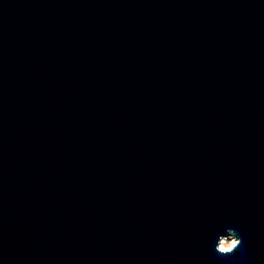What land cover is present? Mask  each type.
Segmentation results:
<instances>
[{"label": "water", "instance_id": "1", "mask_svg": "<svg viewBox=\"0 0 264 264\" xmlns=\"http://www.w3.org/2000/svg\"><path fill=\"white\" fill-rule=\"evenodd\" d=\"M0 264H264V0H0Z\"/></svg>", "mask_w": 264, "mask_h": 264}, {"label": "clouds", "instance_id": "2", "mask_svg": "<svg viewBox=\"0 0 264 264\" xmlns=\"http://www.w3.org/2000/svg\"><path fill=\"white\" fill-rule=\"evenodd\" d=\"M224 239L230 241L228 244L221 243L219 245V255L221 256H229L234 254L237 250L241 248V238H239V234L232 228L227 229V233L224 236Z\"/></svg>", "mask_w": 264, "mask_h": 264}, {"label": "rangeland", "instance_id": "3", "mask_svg": "<svg viewBox=\"0 0 264 264\" xmlns=\"http://www.w3.org/2000/svg\"><path fill=\"white\" fill-rule=\"evenodd\" d=\"M224 240V238H222L221 242ZM220 242V244H221ZM230 243V241L226 240V244Z\"/></svg>", "mask_w": 264, "mask_h": 264}, {"label": "bare ground", "instance_id": "4", "mask_svg": "<svg viewBox=\"0 0 264 264\" xmlns=\"http://www.w3.org/2000/svg\"><path fill=\"white\" fill-rule=\"evenodd\" d=\"M221 243H224V244H226V239H224Z\"/></svg>", "mask_w": 264, "mask_h": 264}]
</instances>
